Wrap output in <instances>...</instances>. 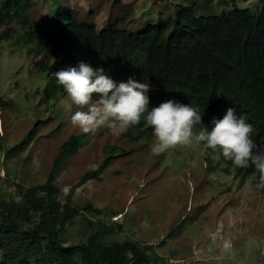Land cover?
Returning <instances> with one entry per match:
<instances>
[{
    "label": "rangeland",
    "instance_id": "obj_1",
    "mask_svg": "<svg viewBox=\"0 0 264 264\" xmlns=\"http://www.w3.org/2000/svg\"><path fill=\"white\" fill-rule=\"evenodd\" d=\"M54 1L29 0L33 25L47 23ZM58 1L97 30L113 25L129 32L171 18L182 6L193 5L196 15H219L233 7L255 12L260 4ZM9 27L13 31L0 41V202H18L26 189L44 184L62 144L76 136L77 147L60 158L53 182L57 199L78 212L59 231L65 246L85 242L106 225L114 230L107 243L128 240L147 246L150 264H264V189L226 174L215 158L205 159V143L194 138L153 154V132L144 144L107 127L84 133L71 122L78 106L69 107L66 92L40 101L46 75L56 71L59 58L51 56L46 70L39 69L41 59L22 37L23 28ZM5 29L0 26V34ZM40 37L35 33L31 39ZM109 147L113 158L104 164Z\"/></svg>",
    "mask_w": 264,
    "mask_h": 264
},
{
    "label": "trees",
    "instance_id": "obj_2",
    "mask_svg": "<svg viewBox=\"0 0 264 264\" xmlns=\"http://www.w3.org/2000/svg\"><path fill=\"white\" fill-rule=\"evenodd\" d=\"M30 7L29 0L1 2L0 26L6 29L0 41L13 31L11 24L22 27V37L41 59L39 69L45 71L49 58L57 56L56 71L84 61L103 67L117 81L134 75L152 86L151 105L172 98L198 105L206 125L213 116L222 117L228 107H235L253 125L252 139L264 143V0L255 12L233 7L219 15H196L193 5L182 6L173 17L136 32L113 25L97 30L63 9L58 0L47 23L33 25L27 13ZM35 33L41 37L34 42ZM41 93L40 101L49 102L65 90L48 74ZM152 132L142 118L123 135L144 144ZM77 141L71 136L62 144L44 184L26 189L18 202H0V264H150L147 246L128 240L107 243L114 230L106 225L82 243L65 246L60 240V229L78 212L57 199L53 182L60 158L74 151ZM112 150L108 148L104 164L113 158ZM206 156L217 158L225 173L250 180L257 189L259 173L254 166L236 167L207 145Z\"/></svg>",
    "mask_w": 264,
    "mask_h": 264
},
{
    "label": "clouds",
    "instance_id": "obj_3",
    "mask_svg": "<svg viewBox=\"0 0 264 264\" xmlns=\"http://www.w3.org/2000/svg\"><path fill=\"white\" fill-rule=\"evenodd\" d=\"M52 75L70 98L69 107L78 106L71 114V122L84 133L107 127L119 135L143 118L155 136L151 145L153 154H160L177 144L191 143L194 138L205 143L207 160L213 158L206 156V145L218 156L231 160L236 167L254 166L259 173L255 187L264 189V143L258 144L252 139L253 125L235 107H228L222 117L213 116L206 125L198 105L185 104L174 98L151 105L152 86L137 80L134 75L117 81L103 67L94 68L84 61L62 67ZM196 126L200 130L194 133ZM228 175L234 177L232 173Z\"/></svg>",
    "mask_w": 264,
    "mask_h": 264
}]
</instances>
